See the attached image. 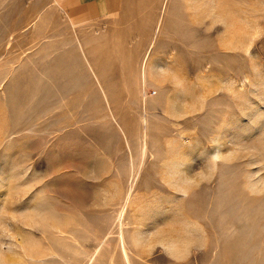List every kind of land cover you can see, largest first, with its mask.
Segmentation results:
<instances>
[{
  "label": "rangeland",
  "instance_id": "rangeland-1",
  "mask_svg": "<svg viewBox=\"0 0 264 264\" xmlns=\"http://www.w3.org/2000/svg\"><path fill=\"white\" fill-rule=\"evenodd\" d=\"M128 190L130 264H264V0H0V264H126Z\"/></svg>",
  "mask_w": 264,
  "mask_h": 264
},
{
  "label": "crops",
  "instance_id": "crops-1",
  "mask_svg": "<svg viewBox=\"0 0 264 264\" xmlns=\"http://www.w3.org/2000/svg\"><path fill=\"white\" fill-rule=\"evenodd\" d=\"M56 8L75 23L94 21L108 14L127 10L138 0H51Z\"/></svg>",
  "mask_w": 264,
  "mask_h": 264
},
{
  "label": "bare ground",
  "instance_id": "bare-ground-1",
  "mask_svg": "<svg viewBox=\"0 0 264 264\" xmlns=\"http://www.w3.org/2000/svg\"><path fill=\"white\" fill-rule=\"evenodd\" d=\"M145 71V70H144ZM143 76V75H142ZM144 80V79H143ZM217 155V153H216ZM129 190H128V193L126 195V199H125V202L124 204L121 206V208L117 211L118 213L116 214L117 216L115 217L119 223V232H118V240H119V244L121 246V252H123V256H124V259L126 261V264H130L129 262V259H128V255H127V252L125 250V245H124V234H123V217H124V213L126 211V208H127V204H128V196H129ZM124 201V200H123ZM116 222V221H115ZM118 225V224H117ZM109 232V231H108ZM110 234V233H109ZM107 234V235H109Z\"/></svg>",
  "mask_w": 264,
  "mask_h": 264
}]
</instances>
